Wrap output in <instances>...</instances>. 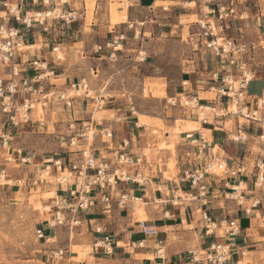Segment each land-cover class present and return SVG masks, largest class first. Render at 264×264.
Returning <instances> with one entry per match:
<instances>
[{"label": "crops", "instance_id": "obj_1", "mask_svg": "<svg viewBox=\"0 0 264 264\" xmlns=\"http://www.w3.org/2000/svg\"><path fill=\"white\" fill-rule=\"evenodd\" d=\"M187 1L190 2L187 4H195L197 9L192 11L191 15L194 14L200 20L203 16L201 0ZM153 2L154 0H150L148 4H142L141 0H132L126 5L125 2L119 1L120 5L128 8V12L131 8L145 12L147 19L157 9L149 11ZM170 2L176 3V0ZM2 3L3 0H0V26L10 25L21 33L19 42L22 50L18 52L16 58L19 69L24 72L21 76L33 77L34 72L30 68V62L45 60L50 68L55 70L54 80L57 82L64 80L61 85L62 90L64 86L68 87L69 84L82 78L90 69L94 71L93 68L103 59L94 55L93 48L97 44H105L116 30L112 29L108 17L109 6L113 4L111 0H95L93 21L90 24L87 23L90 11L87 0H68L66 4H61V0H49V4H44L40 0H23L20 6L22 18L55 9L62 12L75 11L78 16L70 26L48 19L43 24H32L31 28H26L22 22L8 23L4 17L5 7ZM234 5L237 15L227 22L229 28L227 33L253 46L252 54L245 58L248 69L253 74V80L248 87V94L253 99L264 95V0H234ZM127 23L131 24L130 20L121 25L124 31L129 29V27L125 28ZM146 23L148 21L142 22V25ZM53 48L63 51L68 61L66 63L57 61V54ZM72 51L77 53L72 54ZM78 53H81V57L77 55ZM207 59L209 60L204 61L200 70L184 73L175 94L198 97L204 106L217 108L221 106L219 99L216 96L211 99L207 95L214 94L211 88L215 85V75L222 74V69L213 59ZM72 63L76 68L71 70ZM0 75L7 77V72L2 70ZM51 81L49 79L50 83H45V87H54ZM113 103L110 102L111 105ZM77 110L82 111L79 114L80 119H85V111L83 112L80 107ZM104 112H107L108 116V113L114 112V116L94 125L97 131L110 128L113 138L104 139L98 136L93 148L100 157L112 163L119 154L127 153L134 165L127 166L126 172L134 178L139 176L143 181L123 183L111 191L114 197L119 193L128 194L130 200L125 209L118 208L114 200L110 210H104L103 205H100L99 208L82 213L83 225L73 232L63 227L55 228L51 232L46 231L51 234L53 240H56L51 244H41L31 261L38 264H199L191 261L192 253L198 251L195 249L200 248L205 253L212 244L217 243L231 246V258L225 264H241L244 260H248L249 264H264V241L262 242L264 190L258 192L249 174L252 169L250 160L254 161L257 157L259 146L256 137L260 135L262 128L258 129L256 125L260 124L248 125L246 131L253 132H243L248 137V141L236 143L230 136L228 137L225 128L226 119L212 118L209 125H201V129H194L193 127L200 124V121L192 114L189 119L191 122L187 119L183 120L186 123L184 128L179 129V133H174L176 125L172 121L160 119L162 127L157 122L153 123L152 127L140 124L139 117L133 113V108L129 109L125 104L107 107ZM145 117L157 119L153 115ZM153 128L157 129L159 134H163V141L151 134ZM175 135L176 140L172 138ZM203 139L207 147L202 152ZM160 142H164L167 148H157ZM172 143H174V151L169 149ZM254 147L256 150L253 149ZM216 149L223 155L220 153L217 155ZM219 155L227 159L229 167L233 169L240 170L239 165L243 164L246 172H239L234 177L221 174L214 178L209 185L208 195L203 200L205 205L201 207L202 203L199 199L192 201L185 198L196 194V191L184 182V173L193 166L203 164ZM171 163L174 168H170ZM243 187L245 189L241 191ZM237 188L239 191L234 193ZM179 193L182 194L183 199H179ZM239 198H242V205L237 201ZM258 199L261 200V204L254 207L253 203ZM200 208L218 224L216 236L205 234L203 223L197 220V211H200ZM141 210L144 220L139 216ZM47 221L49 220L45 223ZM227 221H236L241 231L232 242H229L224 235H219V231L223 230L220 224ZM142 222L155 228L157 235L155 238L146 239L148 245L145 248L132 247V244L144 239L140 233ZM194 224L197 226L195 227ZM94 227L105 228L106 234L119 244L112 255L94 248L96 240ZM157 241L162 242V252L165 254L162 256L163 259L157 256ZM82 247L89 249L84 258H80L79 253L73 250ZM57 250H64L63 258L51 260V255Z\"/></svg>", "mask_w": 264, "mask_h": 264}, {"label": "built area", "instance_id": "obj_2", "mask_svg": "<svg viewBox=\"0 0 264 264\" xmlns=\"http://www.w3.org/2000/svg\"><path fill=\"white\" fill-rule=\"evenodd\" d=\"M40 1L49 4V0ZM130 1L132 0H128V2ZM22 2L23 0H3L4 17L8 23L12 21L22 22L23 26L31 28L34 23L43 24L48 19H52L65 26H70L78 19L75 11L62 12L59 9L37 13L30 17L26 15L22 18L20 14ZM67 2L68 0H61V4ZM157 2H166V0H154L149 11L157 8ZM200 3L203 4V16L197 22L199 28L197 44L200 50L204 51V54L213 59L222 69V74L217 73L215 75V85L211 88L220 101L221 113L216 112V107L213 106L214 109L206 110L198 97H187L186 95L177 96L181 99L180 101L184 100V104L177 98H173V102L170 101L171 106H178L182 109L190 108L191 113L198 118L202 125H209L210 123L207 112L214 113L213 118L225 119L234 116L244 120V125H264V120L261 118V113L264 110V95L252 99L248 94V87L253 80V74L248 69L245 58L252 54L253 46L233 38L227 33L229 30L227 22L237 15L234 0H201ZM163 9L167 10V8ZM140 26L143 27V25ZM128 27L133 29L132 24H128ZM140 34L135 30L133 37H130L125 31L115 30L110 40L105 44H97L93 48V53L100 59L115 61L120 54L124 53V47L129 42L137 40L136 59L145 62L147 56H145L146 52L143 51L144 45L143 40L140 41ZM20 36L21 33L17 28L10 25L0 26V72L2 70L7 72V77L0 75V155L4 152L7 156L3 158L6 165L14 162L16 153L21 155L20 151H16L13 147V140L17 132L34 123L44 125L41 120L33 121V112L37 104L46 107V102H41L52 93L50 91L45 93V83H50L49 79L56 77L55 70L50 68L45 60L30 62V68L34 72L33 77L21 76L24 72L19 69L16 59L18 52L22 50L21 42H19ZM53 51L58 52V49L53 48ZM56 60L61 61L59 54L56 55ZM68 89L83 92L86 98H90L89 85L85 78L77 83L69 84ZM60 99L65 101L66 107H72L73 98L69 97L66 92L60 95ZM185 100L196 105H187ZM75 122L70 126L72 134L68 141L69 158L46 160V167L33 174L29 181V184L34 187L55 184L58 188L54 197L51 198V219L46 222L45 229L41 228L36 231L38 239L47 244L54 243L50 242L53 241V237L47 232H51L55 228L63 227L73 232L82 227V213L90 212L99 208L100 205H103L104 210H110L114 200L118 208L125 209L130 200L128 194L119 193L117 197H114L111 191L123 183H140L143 181L139 176L134 178L126 172L127 166L134 165L127 153L119 154L116 161L112 163L100 157L93 148L98 136L104 139L113 138V132L110 128L97 131L93 120L78 121V125ZM243 132V125L238 124L237 137L230 136L231 140L236 143L247 142L248 137ZM256 138L259 139V147L249 174L254 180V185L261 188L264 185V128L261 129L260 135ZM206 147L207 143L203 139L202 152ZM20 161L26 163L28 160L22 159ZM239 169L229 167L227 159L218 157L193 166L184 173V182L192 190H195L196 194L185 196V198L192 201L199 199L202 203L201 207H203L205 205L203 200L208 195L209 185L214 178L219 176L218 173L234 177L239 172H246V167L243 164L239 165ZM7 179H9L8 168L0 165V185H4L3 181L7 182ZM24 182L25 179L17 178L15 186L21 188ZM237 192L238 190L235 189L234 193ZM237 201L242 205V198ZM260 204L261 200L258 199L254 202V207ZM200 215L205 234L216 236L218 224L202 208H200ZM223 223L220 224V227H224V236L229 242H232L240 235V227L236 221ZM93 233L96 237L94 248L102 250L107 255H112L119 244L106 234L103 227H94ZM140 233L144 239L132 244V247L145 248L148 245L146 239L155 238L157 235L156 229L148 226L145 222L140 224ZM97 236L104 237L98 238ZM230 247V245L214 243L209 251L202 255V258H200L201 254L198 251L193 252L191 261L199 264H225L231 258ZM156 248L157 256L163 259L162 242L157 241ZM64 254V250H57L50 258L51 260L62 259Z\"/></svg>", "mask_w": 264, "mask_h": 264}, {"label": "rangeland", "instance_id": "obj_3", "mask_svg": "<svg viewBox=\"0 0 264 264\" xmlns=\"http://www.w3.org/2000/svg\"><path fill=\"white\" fill-rule=\"evenodd\" d=\"M119 1L127 4V0H111L113 4H110L108 10L111 27L124 31L121 25L130 20L133 29H128L125 32L130 37H133L135 30L141 33L139 38L140 41L143 40V51L146 52L147 60L141 62L136 59L138 45L136 40L129 42L124 47V53L120 54L117 60L103 59L99 61L98 65L93 68L94 71L90 69L88 75L86 74L77 79L78 81L73 82L77 83L85 78L89 85L90 98H86L83 92L72 91L66 86L62 90L61 85L64 80L57 82L51 78L54 87H45V93L50 91L52 94L41 102H46V107L37 104L33 112V121L41 120L44 125L34 123L17 132L13 140V147L16 151H20L21 155L16 153L12 164L4 163L3 158L7 157L4 152L0 155V165L7 166L9 174L7 182L3 181L4 185H0V264H38L30 260L34 259L33 255L37 254L38 248L44 243L38 239L36 231L44 227L46 220L51 219V198L54 197L58 188L55 184L34 187L29 184V181L33 174L46 167V160L69 158L68 141L72 134L70 126L75 121H77L76 125H78V121L93 120L94 124L101 123L104 119L114 116V112L108 113L109 116L107 112H104L107 107L125 104L129 109L133 108V113L139 117L140 124L147 125V127L154 126L152 124L156 122L162 127L161 120L172 121L176 125L173 132L179 133V129L182 130L186 125L183 120L187 119L188 122H191L189 120L193 116L191 109L172 107L170 101L173 102V98H177L176 88L180 86L184 73L200 70L203 68L204 61H208L207 58H210L200 50L197 44L199 18L194 14L191 15L192 11L197 9L195 4H187L190 3L187 0H178L183 3L177 0L176 3H171L170 0L157 2L156 11L147 19L145 12L135 8H131L128 12V8L120 5ZM87 2L90 10L87 23L90 24L93 21L96 3L95 0H87ZM149 2L150 0H141L142 4ZM163 8H167V10ZM145 21L148 23L143 27L140 26ZM75 52L72 51V54ZM56 54H59L63 63L68 61L67 55L63 51L58 50ZM77 55L81 57V53ZM79 59L76 60L79 61ZM74 68L76 66L72 63L71 70ZM57 86L59 87L56 88ZM65 92L73 98L71 108L66 107L65 101L60 99V95ZM207 96L214 99L216 95L214 93ZM177 100L181 99L178 97ZM187 101L185 100V103L190 105ZM110 102H114V105H111ZM180 102L184 104V100ZM78 107L86 113L83 120L80 119L79 114L82 111L77 110ZM220 109L221 107H217L216 112L221 113ZM206 114L211 121L214 113L207 112ZM147 115H153L157 119L145 117ZM261 116L264 120V110ZM225 119L228 137H237L238 124L243 125L245 132H252L246 131L248 125H244L245 121L242 119L234 116ZM201 125L200 122L193 128L201 129ZM256 128H264V125H256ZM151 134L159 138L160 141L164 139L163 134H159L155 128ZM172 138L176 140V135ZM157 148L165 149L167 146L164 142H160ZM169 149L174 151V143L170 145ZM253 149L256 150V147ZM215 153L218 155L220 151L216 149ZM221 155L218 158H223ZM22 159L28 161L22 163L20 161ZM252 165L253 160H250V167ZM170 168H174L172 163ZM218 175L220 176L221 173L219 172ZM17 178L25 179L23 187L15 186ZM242 189L245 188H241V191ZM257 190L260 193V190H264V185L261 188L257 187ZM179 195L182 199L184 198L181 193ZM141 211H139V216L141 220H144V216H141L143 211ZM197 220L202 224L200 211H197ZM194 226L197 225L194 224ZM262 228H264V224H262ZM223 230L219 231L220 236L224 235ZM121 246H123L122 243ZM73 250L79 253L80 258H84L89 252V249L83 247L73 248ZM195 250L201 254L200 258L205 254L200 248ZM164 255L163 253L162 256ZM248 262V260H244L241 264H249L250 262Z\"/></svg>", "mask_w": 264, "mask_h": 264}, {"label": "bare ground", "instance_id": "obj_4", "mask_svg": "<svg viewBox=\"0 0 264 264\" xmlns=\"http://www.w3.org/2000/svg\"><path fill=\"white\" fill-rule=\"evenodd\" d=\"M188 102V101H187ZM188 104H190V105H196V104H192L191 102H188ZM206 107V110H210V109H214L212 106H205ZM237 190H238V188H237ZM239 191V190H238ZM54 195H55V193H54ZM139 203H141V202H139ZM47 208V207H46ZM142 212V211H141ZM143 213V212H142ZM54 241V240H53ZM53 241H50V242H53Z\"/></svg>", "mask_w": 264, "mask_h": 264}]
</instances>
